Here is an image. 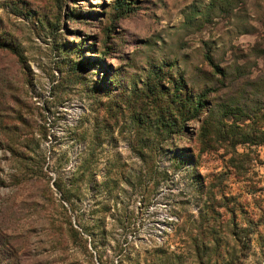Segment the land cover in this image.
<instances>
[{
    "label": "rangeland",
    "instance_id": "374dc122",
    "mask_svg": "<svg viewBox=\"0 0 264 264\" xmlns=\"http://www.w3.org/2000/svg\"><path fill=\"white\" fill-rule=\"evenodd\" d=\"M128 1L0 0V264H264V0ZM156 66L242 138L140 134Z\"/></svg>",
    "mask_w": 264,
    "mask_h": 264
},
{
    "label": "trees",
    "instance_id": "16d2710c",
    "mask_svg": "<svg viewBox=\"0 0 264 264\" xmlns=\"http://www.w3.org/2000/svg\"><path fill=\"white\" fill-rule=\"evenodd\" d=\"M113 8H116L119 12H128L131 10L132 5L128 0H115ZM75 50H77V46L72 49V51ZM98 52L100 53V50H98ZM205 56L207 60L210 61V56L208 54H205ZM81 64L82 62L77 61L72 65V68L75 69L80 67ZM161 74L162 71L159 66L150 68L145 72L144 78L142 79L143 81L139 86L142 97L135 102L129 103L127 106L132 119H135L134 121L137 124V130L140 134L141 130L146 134L149 133L151 129L156 134L164 133L170 131L173 128V125L177 126L180 130L184 120L196 119L199 122L197 136L201 148L211 147L212 143L218 140L224 142L227 137H233L228 140V143L234 145L235 142L242 138L240 130L234 125L235 123L225 125L221 120L215 119L213 116V113H215L216 110L220 111L222 117L227 113L234 112V114H240V107L235 104L221 102L216 105L215 108L211 106L207 108L204 115L201 118H198L203 110H205V88L200 89L199 92L189 91L180 75H177L176 77L162 75L163 78L169 80L164 84L160 79ZM93 80L95 83L93 89L96 91L101 90L102 93H106L111 89V87L108 86V81L110 80H107L106 83L103 82L104 80L101 79V77ZM234 114L233 116L235 117ZM248 135L254 136L252 140H256L258 136L264 135V131H257L255 133L245 132L244 137L246 138ZM177 156H179V160L185 158L183 157V152L178 151ZM52 183L55 189L60 192L61 197L67 200V187L64 185L60 176H56V178L52 180ZM70 230L81 237L82 232H84V227L80 226L79 230L70 226ZM0 246H2L1 252L3 253L5 247L1 241ZM99 261L100 264H112L106 259H99Z\"/></svg>",
    "mask_w": 264,
    "mask_h": 264
}]
</instances>
